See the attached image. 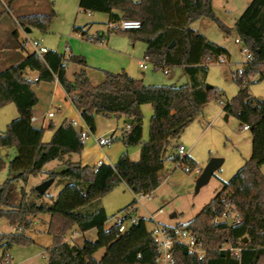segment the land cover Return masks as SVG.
I'll list each match as a JSON object with an SVG mask.
<instances>
[{"label":"trees","instance_id":"1","mask_svg":"<svg viewBox=\"0 0 264 264\" xmlns=\"http://www.w3.org/2000/svg\"><path fill=\"white\" fill-rule=\"evenodd\" d=\"M16 0H8L11 6ZM213 0H80L85 11L109 14V23L123 19L141 22L137 29H110L98 32L92 40L100 42L112 32L129 36L133 41L147 44L146 57L158 69L183 65L189 77L187 84H147L126 71L106 72L105 79L94 85L85 69L67 78V64L74 62L86 66L85 57L65 55L48 49L43 55L29 53L21 61L0 72V109L14 103L18 117L7 130L0 133V149L16 148L17 155L9 162V176L0 185V217L11 226L30 228L32 217L49 214L48 231L54 235V244L48 249L47 264H158L160 251L148 229V219L138 217L124 232L119 231L122 220L106 228L109 215L101 199L117 184L125 182L135 194L152 193L162 182L165 162L171 160L187 172L197 167L190 155L174 153L167 156V147L179 138L185 129L200 115L211 98H220L221 92L206 87L209 65L220 57H229V50L191 27L194 21L206 17L216 20L227 33L231 28L219 20L213 10ZM5 14L3 10L1 15ZM55 9L42 14L19 16V25L36 27L47 32ZM2 17V16H1ZM0 17V18H1ZM88 26H74L81 36L88 35ZM235 29L239 38L253 55L254 60L244 62L234 73L239 85L238 94L226 102L224 111L234 115L243 128L250 125L252 153L244 165L229 180L223 181L215 197L193 219L175 226L163 224L169 232L176 229L191 231L205 250L204 258L191 252L176 241L172 249L174 264H259L264 262V99L252 96L249 91L251 77L264 80V0H251L237 19ZM14 35L18 36L17 29ZM19 42V41H18ZM174 42V45H170ZM20 43V42H19ZM37 71V79L28 77L27 71ZM58 80L71 95L72 104L80 112L90 132L96 131L98 115H119L132 118L130 132L124 130L118 138L125 147L140 145V158L133 160L124 152L113 165L104 163L97 171L94 166L73 161V154H81L84 144L81 132L70 120L58 128L49 125L38 127L33 123V108L39 103L34 90L40 82ZM250 80V81H249ZM151 104L149 136L143 140L142 105ZM47 129L54 130L49 142L43 137ZM60 160L68 165L55 181L65 183L56 196L40 194L35 186L29 193L26 184L31 176L43 173L51 161ZM0 155V171L5 167ZM165 174V175H164ZM40 200V201H39ZM136 200L125 207V210ZM226 210L239 214L238 223H214ZM77 225L83 233L97 230V239H85L83 244L69 243L63 236ZM174 235V234H173ZM247 239V240H245ZM33 239L24 233L0 232V245L7 250L14 244H27ZM241 247L239 254L229 247ZM105 248L100 259L96 252ZM6 253L3 254V257ZM6 259V258H4ZM23 264V263H15Z\"/></svg>","mask_w":264,"mask_h":264},{"label":"rangeland","instance_id":"2","mask_svg":"<svg viewBox=\"0 0 264 264\" xmlns=\"http://www.w3.org/2000/svg\"><path fill=\"white\" fill-rule=\"evenodd\" d=\"M49 1L51 2L50 7H54L57 14L52 19L48 31L42 32L40 29L32 27L31 31L25 32L22 28L25 26L21 25L22 27H20L19 25V16L47 13L50 10L49 4L47 6L46 1L44 4L42 0H16L9 6L8 0H0V17H3L0 23V34L7 30L12 32V24L17 26L21 32L18 40L25 47L24 50L21 49L20 51L24 54L33 53L36 43L39 47H47L64 53L65 46L67 44L72 46L71 39H75L74 45L78 51H75L74 55L85 57L82 51L87 52L89 50L86 43H94L88 39V36L94 37L97 34V28H102L106 33L108 32L109 26L104 23L108 18V14L103 12L90 14L91 12H86L79 7V0ZM250 2L251 0L212 1L216 17L231 28L230 33L225 32L216 20L210 18L191 23L192 28L202 32L210 40L225 46L229 50L230 56L211 63L206 77V82L216 87L221 92V97L211 98L203 107L202 113L185 129L179 138L174 139L167 147L166 154L170 156L177 152L176 149L179 144H183L186 147V154L196 160L197 167L193 171L187 172L183 167L178 166L177 163L167 160L164 169L166 176H163L161 185L151 193L152 198L137 202V209L131 210L130 216L148 219L147 226L149 230H152L157 222L166 225L179 224L186 223L196 217L215 197L223 181H229L244 165L245 160L251 156L252 135L250 130L240 127L238 119L232 114H229L226 119V114L228 113L224 111L226 102L233 99L239 91V85L234 80V73L242 69L246 60V50L243 43L235 42V38L239 37L235 24ZM3 10L5 14L1 15ZM87 22H94V27L89 31L88 35L84 37L76 36V32L73 30L74 25L79 26ZM109 38L113 41H118V43L129 41V36L117 32L110 33ZM138 41L142 43V46L144 45L143 41ZM89 58H91V61L97 62L96 60L101 61L103 57L100 58L99 53L95 51L89 54ZM142 60H145V58L143 57ZM147 64L149 67L146 70L137 67L138 70L145 71V73H140L139 75L145 80V83L181 86L189 82V77L179 66L163 70L156 68L150 61H147ZM100 66L102 67V65ZM78 70L79 65L77 63L68 62L67 74L70 78L74 77V72ZM103 74L105 75L104 71ZM256 77L257 75L251 77V81L249 80V91L252 96L264 99V80L257 81ZM94 80L96 79L94 78ZM50 83L53 82L42 81L39 85L34 86V90L41 100H39V105H42V97L44 98L43 101H45L50 96V91L46 88ZM12 107L16 109L15 106ZM2 113L0 112V133L7 130L8 124L16 118ZM142 113L145 133V139L143 138V140H147L153 114L152 105L146 104L142 108ZM140 148V145L131 147V149H139L137 155H132L133 160L140 158ZM8 149L9 153L6 155H2L0 151V155L3 156L6 163L5 167L0 171V185L9 176V162L17 155L16 148L10 147ZM212 157H222L224 158V163L215 172L210 181L197 192L196 180L201 174L199 171L201 170L202 172ZM53 166L54 163H48L44 166L43 173L30 177L26 184V189L29 193L32 187L49 178L50 172L55 169ZM179 175L186 177L185 182L178 180ZM64 185L65 183H59L56 180L47 190L43 200H48L49 195L56 196L59 194ZM138 197L139 194L133 193L125 182L117 184L105 194L101 202L110 217L106 225L111 226L115 222L117 223L124 219L126 216L125 207L138 200ZM159 209H162V211ZM174 213L177 214V217H171ZM31 219L33 222L28 229L20 226L10 229L8 220L0 217V232L24 233L33 239L32 242L27 244H14L8 250L0 245V264H47V251L54 244V235L48 231L51 217L49 214L42 213L33 216ZM128 222L129 218L125 219V223L128 224ZM73 234L76 238L75 236L71 238ZM63 239L71 244H83L85 239L96 240L97 230L91 229L87 233H83L77 225H74L63 236ZM225 246L230 247V245ZM4 253H6L5 257H3ZM104 253L105 248H102L96 252L95 257L100 259ZM6 260H11V262L7 263ZM158 264H164L163 260L159 259ZM259 264H264V262Z\"/></svg>","mask_w":264,"mask_h":264},{"label":"crops","instance_id":"3","mask_svg":"<svg viewBox=\"0 0 264 264\" xmlns=\"http://www.w3.org/2000/svg\"><path fill=\"white\" fill-rule=\"evenodd\" d=\"M43 1H44V4L46 1L47 6L49 4V8L51 10V7H50L51 2L49 0H42V2ZM86 12H91L90 14H93L92 11H86ZM2 18L3 17L0 18V23H1ZM204 18L206 17H202L194 22H197L199 20H204ZM93 23L94 22H87L79 26H88L87 29L89 33V31H91V29L94 27ZM104 23L109 26L108 24L109 14H108L107 20ZM74 26H78V25H74ZM20 27L22 26L20 25ZM11 28L13 29L12 32L10 30H7L6 32L0 34V72L14 64H17L19 61L22 60L23 57L29 54V53L24 54L20 51L21 49L24 50L25 47L22 46L21 43L18 42L19 41L18 39L20 38V35H21L19 28L17 26H14L13 24ZM22 28L25 30V32L29 31L27 30L26 27H22ZM16 29L18 31L17 37L14 35V31ZM30 29H32V27H30ZM96 31L97 33L102 32V31L105 32V30L102 28H97ZM77 34L78 33H76V36L81 37V35H77ZM88 39L94 43H86V45L89 47V50L87 52L82 51L83 55H85L87 65L84 67L79 64L78 65H79V70L81 69L86 70L90 78V81L94 85L100 84L105 79V75L103 74V71L105 73L106 72L119 73L122 71H126L132 77L137 78V79H142L145 82V80L139 76L140 73H145V71H140L137 68L139 67L143 69L140 66V63L142 61H145V60L150 61L146 57L147 44L145 42H144V45L142 46L141 42L133 41L132 39L129 38V41L127 42L123 41V42L118 43V41H113L111 38H109V35L106 39L100 42L92 40L89 37ZM71 42H72V46L67 44L65 48L68 47V51L67 52L64 51L63 54L69 55V54H74L75 51L76 52L78 51L76 50V47L74 45L75 39H71ZM95 51L96 53H99L100 58L103 57L101 58V61L96 60L97 62L95 61L93 62L91 61V58H89V54L94 53ZM143 57L145 58V60H142ZM223 58L224 57H220L219 60ZM100 65H102V67L104 68H102ZM175 66H179L183 69V65H175ZM76 72L77 71H75L74 74ZM27 74H28V77L31 79H37L39 76V73L37 71L28 70ZM67 78L70 81H73L74 79V77L70 78L68 74H67ZM94 78L96 80H94ZM255 79L257 80L258 76ZM48 85L49 86L46 88L48 91H50V96L47 99H45V101H43L44 98L42 97V105H39L38 103L33 108V117L36 118L33 120V123L38 127H42V125H45L43 128H47L49 125H55L56 128H58L64 121L70 120L74 123L77 130L81 131V129L86 128L87 125L84 122L80 112L72 104L71 95L66 92L64 87L60 84V82L58 80H55L53 83H50ZM145 105L146 104L142 105V108H144ZM12 106H15L16 109H14V107ZM47 111L50 112V115L46 114ZM0 112H3L2 114H5V115L9 114L11 117H16V118L19 115L18 109L14 103H10L2 107V109H0ZM106 117L108 118H105L103 115H98L96 117V131L94 133H91L90 137L87 139L84 145V148L82 150V153L73 154L72 156L73 161H80L82 165L84 166L86 165L94 166L99 160H103L104 163L113 165L117 162L118 158L126 151L128 152V154H130L131 157L132 155L138 154L139 149H131V147L127 148L125 147L123 142L120 140H114L112 144L107 145L109 147L101 146L98 144L97 137L103 136L106 134H111L114 136V139L118 138L121 135V133L129 126V124L126 123L127 118L124 116H119L116 114V115H111V116H106ZM53 134H54V130L47 129L45 131L43 141L49 142ZM143 138L145 139L144 127H143ZM0 151L2 155H6L9 153L8 148L0 149ZM131 159H133V157ZM49 163H54L53 168H57L58 166L63 165V163L60 160H54ZM263 166H262V169H263ZM196 171H198V169H196ZM199 173H201V170L199 171ZM178 180H182L183 182H185L186 177L184 175H179ZM175 217H177V214ZM114 224H116V222ZM114 224H112L111 226H113ZM175 225L177 224H170V226H175ZM111 226L106 225V228H110ZM14 228L15 226L10 225V229H14ZM6 262L10 263L11 260L10 261L6 260Z\"/></svg>","mask_w":264,"mask_h":264},{"label":"built area","instance_id":"4","mask_svg":"<svg viewBox=\"0 0 264 264\" xmlns=\"http://www.w3.org/2000/svg\"><path fill=\"white\" fill-rule=\"evenodd\" d=\"M141 27V22L139 20L135 19H123L121 21H116V22H111L109 24L110 29H124V30H129V29H137ZM79 35V34H77ZM236 43H243L242 40L238 37L235 39ZM245 46V45H244ZM246 50V60L245 62H251L254 60V55L253 53L245 47ZM48 51V48L46 47H39V45L36 43L35 51L39 55H43ZM65 51H68V47L65 48ZM140 66L143 69H148V64L147 60L142 61L140 63ZM57 80V79H56ZM47 115H50V112L47 111ZM46 115V116H47ZM36 119L33 117V120ZM45 125H42L44 127ZM243 129L245 130H250V125L245 124L243 126ZM126 131L130 132V126H128ZM81 139L82 143L85 145L87 139L90 137L91 132L89 127L87 126L86 128L81 129ZM98 144L101 146H107L110 145L114 142V136L111 134H106L103 136L97 137ZM177 153L180 155H185L186 154V147L183 144H180L177 149ZM104 164L103 160H99L95 165H94V171H97V169ZM152 194L151 193H139V197L136 200V203L130 206L127 209V213L131 215V210H136L137 209V202H141L143 199H151ZM162 211V209H159ZM138 221V217H129V222L128 224L125 223V220H122L119 231L124 232L127 230L128 227L131 226V224L136 223ZM240 221L239 219V214L235 211H230L226 210L222 215L217 216L214 219V223H219V222H227L228 224L232 223H238ZM153 236L158 244V248L160 251V257L159 259H162L164 264H174V258H173V252L172 249L174 247V244L176 241H179L183 244H185L191 252L196 253L200 259L204 258L205 256V250L200 246V244L197 242L196 237L191 231L188 230H181V229H176L174 233L169 232L166 226H164L162 223L157 222L155 223V226L152 229ZM174 234V235H173ZM75 235L73 234L71 238H73ZM67 241V240H66ZM68 242V241H67ZM232 252H235L236 254H239L241 251V247H229ZM158 259V260H159Z\"/></svg>","mask_w":264,"mask_h":264},{"label":"water","instance_id":"5","mask_svg":"<svg viewBox=\"0 0 264 264\" xmlns=\"http://www.w3.org/2000/svg\"><path fill=\"white\" fill-rule=\"evenodd\" d=\"M27 30H31L30 27H27ZM174 45V42L170 45L172 47ZM213 85L207 83L206 87L211 88ZM229 114H226V119L228 118ZM133 122L132 118H127L126 123L131 124ZM3 153V152H2ZM224 163V158L222 157H212L204 169L202 170L201 174L196 180V191H200V189L206 185L212 176L215 174L216 171H218L222 164ZM68 170V165L63 164L58 166L52 171V174L54 175H63ZM55 182V177L51 176L44 181H42L40 184L36 185L35 188L40 194H45L47 190L50 188V186ZM176 213L172 215V217H175ZM247 240V239H245Z\"/></svg>","mask_w":264,"mask_h":264}]
</instances>
